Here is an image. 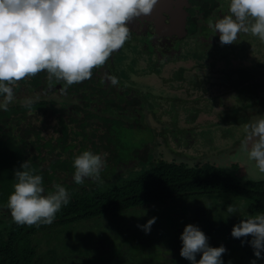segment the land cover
Returning a JSON list of instances; mask_svg holds the SVG:
<instances>
[{"label":"trees","instance_id":"1","mask_svg":"<svg viewBox=\"0 0 264 264\" xmlns=\"http://www.w3.org/2000/svg\"><path fill=\"white\" fill-rule=\"evenodd\" d=\"M210 4L214 7L216 1ZM36 79L39 77L31 83L39 82ZM82 93L88 97L86 88ZM79 109L86 108L75 109L66 103L60 109L55 100L35 99L31 108L13 104L7 111L0 110V264H191L180 256V230L192 217L185 210L165 207L170 201L226 194L231 199L245 198L250 213L264 214V178L242 181L235 172L216 163L150 161L147 146L126 154L114 144L122 136V127L130 128L115 119L105 120L104 126L92 124L86 115L79 116ZM85 150L100 154L106 161L101 179L85 178V183L119 177L139 161L152 164L145 174L123 186L82 193L86 188L73 180V160ZM26 160H30L35 174L43 177L45 195L53 192L56 184L69 193V203L56 213L51 224H17L7 207L17 182L14 170ZM198 203L191 205L193 220L208 225V234L229 230L231 238H225L227 241L250 247L246 241L251 237L233 238L231 224L217 221L210 206ZM153 217L156 220L148 233L138 227ZM40 230L46 235L54 232L55 237L50 248L32 254L29 236ZM208 242L212 246V241Z\"/></svg>","mask_w":264,"mask_h":264},{"label":"clouds","instance_id":"2","mask_svg":"<svg viewBox=\"0 0 264 264\" xmlns=\"http://www.w3.org/2000/svg\"><path fill=\"white\" fill-rule=\"evenodd\" d=\"M157 0H0V108L7 111L14 100V85L46 71L49 78L71 86L90 79L94 68L103 66L122 48L129 37L128 24L149 15ZM230 15L210 22L223 45L234 44L240 32H250L264 41V0H230ZM113 85L116 77L109 78ZM32 99L25 101L31 108ZM242 142L248 159L264 174V116L245 125ZM106 165L100 154L85 150L73 160V180L101 179ZM16 183L7 207L12 219L21 225L51 224L56 213L69 203L65 187L54 186L45 195L43 177L35 174L30 160L14 170ZM228 216L239 209L229 204ZM153 217L141 227L146 233L155 223ZM235 239L248 238L257 259H264V214L242 218L233 226ZM180 256L191 264H223L224 246L212 247L198 226L187 224L180 236ZM245 239H242V244ZM197 254L200 259L197 260ZM255 264V260L251 262Z\"/></svg>","mask_w":264,"mask_h":264},{"label":"rangeland","instance_id":"3","mask_svg":"<svg viewBox=\"0 0 264 264\" xmlns=\"http://www.w3.org/2000/svg\"><path fill=\"white\" fill-rule=\"evenodd\" d=\"M241 35H238L230 48L228 45L224 46L222 54H217L219 58L210 56L206 64L202 62L204 64L192 65V56L195 54L191 52L186 60H175V62L154 56L153 63L157 62V66L164 70L158 77L148 71L150 62L145 55L138 54L137 61L131 62L136 54L134 50H139L140 43L138 39L128 37L122 46L123 63L120 64V68L128 72L132 70L129 74L131 79L128 82L134 81L133 85L139 86L140 92H143L144 101L140 113L142 114L141 122L145 127L139 131L124 130L122 127L123 131L120 132L122 136H119L120 139L114 146L124 150L126 154L131 151L133 153L143 151L147 146L145 153H148L150 161H178L189 165L216 163L229 169L242 165L246 173L240 175L241 179L247 176L263 177L264 174L259 172L255 162L248 159V153L242 142L246 137L245 124L253 123L264 116V41L250 32L246 34V37ZM180 38L184 40L185 34ZM174 41L176 40L172 38L165 41L158 38L155 46L161 51L169 52ZM182 52H185L184 48ZM222 55L223 58H220ZM129 67H132L131 70ZM202 67L205 68L202 69ZM175 73L177 75H174ZM197 95H201V104L193 119H188V113H184L182 105L176 107L173 99H170L184 98L190 103H188L189 107L194 105L198 109V103L191 101L198 97ZM213 97L216 100L211 99ZM204 98H209L211 102L204 103ZM238 112L241 114H237ZM220 114L226 117L221 119ZM242 118H246L243 128L233 127L235 124L241 125ZM151 164L149 161H139L135 168L129 169L119 177H110L93 184L83 182L80 188H86L81 189L82 193L90 194L95 189L104 191L123 186L136 176L145 174ZM194 200L175 199L165 207H186ZM199 201L209 203L210 208L217 211L218 220L221 222L239 221L252 216H244L247 212V202L243 198L231 199L227 195H206L203 199L200 197ZM229 204L237 207L239 213L228 216L226 208ZM53 233L46 235L40 230L30 235L31 253L36 254L50 248L53 243L51 239L55 237ZM231 251L234 253L233 250ZM244 252L248 257L245 264H251L253 260L255 264H264V259H257L253 250L249 252L244 250ZM114 263V261L110 262V264ZM116 264L119 263L116 262Z\"/></svg>","mask_w":264,"mask_h":264},{"label":"flooded vegetation","instance_id":"4","mask_svg":"<svg viewBox=\"0 0 264 264\" xmlns=\"http://www.w3.org/2000/svg\"><path fill=\"white\" fill-rule=\"evenodd\" d=\"M210 1L211 0H157L156 5L149 15L141 16L140 18H134L133 20H131L128 24V27L130 29L129 37L138 39L140 43L138 46L139 50H134L136 51V54H134V56L132 57L131 62L132 60L134 63L137 61L136 55H145L146 57H148V62H150L148 65V67H150V70L148 71L152 72L158 77L164 70L161 67L157 66V62L153 63L155 60H153L154 56L155 58H167L170 59V62H175V60H186L187 58H189V53L191 52V54H195L192 56V65H195L196 63H199L200 65L204 63L206 64L210 56H214L215 58H217L218 53L222 54L225 45L222 46L220 44L219 36L216 32L213 31L209 24L210 22L215 23L217 20L223 18L226 15H230V0H215L216 5H214V7L211 6ZM184 34L185 41L180 38ZM241 34H245V37L247 36V33L244 32H240L238 35ZM158 38L163 39V41L170 40V38H172L176 41H174V44H172V47H170V51L166 52L159 50L155 46V42ZM239 42L242 43V41ZM232 45L233 44L228 45V48H230ZM183 48L185 49V52H182ZM223 55L220 58H223ZM122 57V48H120L109 57L108 61L103 66L94 68L92 70V76L90 79L77 84H73L71 86L67 85L62 80L55 79L54 77L50 79L46 71L40 72L35 76L36 78L39 77V79L35 80L39 82L31 83V80H34L35 77L21 80L14 85L15 98L9 105H23L28 99H32L33 101L35 99H44L45 101L48 100L50 102L52 100H55V106L60 109H62V106L66 105V103H68V106L75 107V109L76 107L85 106V110L79 109L77 110V112L81 117H84L86 115L87 119L92 122V124L95 123V125L98 124L99 126H104V124H106L105 120L115 119L117 120V122H121L122 126L126 128H130L135 131L143 130L145 126L144 123L141 122L142 114L140 113L144 101V97L142 96L143 92H140L141 90H139V86L137 87L136 85H133L134 81L131 83L128 82L131 79V75L129 74L130 72H132V67H129L131 70H129L130 72H128L127 70H121L120 64L123 63V61L121 60ZM203 68L205 67H202V69ZM179 70V72H181V68H179ZM174 75L177 74L175 73ZM174 75L172 77H174ZM113 76L118 80V83L116 85H113L109 79ZM197 76L199 77V74ZM89 87L95 88V90H89ZM82 88H86L88 97H83ZM162 88L166 89L164 86H162ZM215 97L218 98L217 96ZM215 97L211 99H215ZM170 99H173V104H175L176 107L177 105H182V107H184V113H188V119L195 118L197 110L200 109L201 95L191 100L195 103H198V109L195 108L193 102V107H189V102H187L186 99L184 100V98L182 99L175 97ZM3 100V95H0V103H3ZM203 102H207L209 104V102L211 101L209 98H204ZM139 103H141V105H139ZM108 106L110 107L107 108ZM0 110H2V108H0ZM71 110L73 111V109ZM40 114H42V117L44 116L43 112H41ZM237 114L241 113L238 112ZM225 117V115L220 114L221 119ZM242 119L243 120L241 121V125L235 124V126L233 127L243 128L242 126L244 125L246 118ZM239 168H241V170ZM227 169L229 171L235 172V174H237L239 179L242 181H246L247 179L264 178V176H261V178H253L247 176L241 179L240 175L246 173L245 170H243L242 165L238 167L234 166L232 167V169ZM219 195L226 194H214L208 196ZM205 196L206 195H198L195 197H190L189 199L195 200L187 204L186 207H176L175 209L185 210L190 215V217H192L189 224L198 226L199 229H201L203 232L205 231V235L209 238V240L212 241V246H224L226 248L227 251L222 257L223 264H245V261L248 259V257L246 256L247 254L244 252V250L249 252L250 250H253L252 248L242 247L241 244H239L237 241H227L225 238L230 237L229 230H224L214 235H210L207 231L208 225L204 226V224H202L201 222L193 220V217H195V211L191 207L193 202H199L203 206L207 207L210 206L209 203H202L199 201L200 197H202L203 199ZM227 197H229V195H227ZM243 199L246 200L245 198ZM178 200H185V198H179ZM211 211L212 216H214L216 220L219 221L217 211L215 209L214 211L213 209H211ZM246 211L247 212L244 215L245 217L247 215L255 216L254 214L250 213L248 207ZM239 222L240 220H231L228 223L233 227ZM184 227L185 225L180 230L181 233L183 232ZM231 250H233L234 253ZM236 250L241 251V253H237L238 251ZM233 258L236 259H234L235 263L232 262Z\"/></svg>","mask_w":264,"mask_h":264}]
</instances>
